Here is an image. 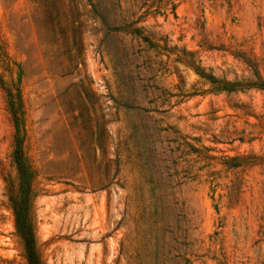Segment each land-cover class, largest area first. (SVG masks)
Segmentation results:
<instances>
[{
    "label": "rangeland",
    "instance_id": "1",
    "mask_svg": "<svg viewBox=\"0 0 264 264\" xmlns=\"http://www.w3.org/2000/svg\"><path fill=\"white\" fill-rule=\"evenodd\" d=\"M22 97L43 264H264V0H0V264Z\"/></svg>",
    "mask_w": 264,
    "mask_h": 264
},
{
    "label": "trees",
    "instance_id": "2",
    "mask_svg": "<svg viewBox=\"0 0 264 264\" xmlns=\"http://www.w3.org/2000/svg\"><path fill=\"white\" fill-rule=\"evenodd\" d=\"M8 104L16 126L12 151V162L18 170L19 182L17 188L10 190V202L15 218V228L24 245L28 264H43L36 245V237L32 222V183L33 174L26 163L23 149V137L20 124L23 112V102L18 90L15 94L12 90L7 91Z\"/></svg>",
    "mask_w": 264,
    "mask_h": 264
}]
</instances>
